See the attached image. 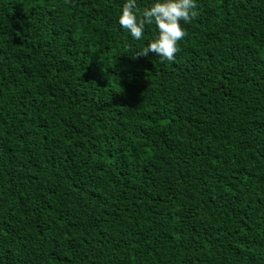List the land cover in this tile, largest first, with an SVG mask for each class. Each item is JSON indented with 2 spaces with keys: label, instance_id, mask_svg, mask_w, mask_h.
<instances>
[{
  "label": "trees",
  "instance_id": "obj_1",
  "mask_svg": "<svg viewBox=\"0 0 264 264\" xmlns=\"http://www.w3.org/2000/svg\"><path fill=\"white\" fill-rule=\"evenodd\" d=\"M124 2L0 0V264H264V0Z\"/></svg>",
  "mask_w": 264,
  "mask_h": 264
},
{
  "label": "clouds",
  "instance_id": "obj_2",
  "mask_svg": "<svg viewBox=\"0 0 264 264\" xmlns=\"http://www.w3.org/2000/svg\"><path fill=\"white\" fill-rule=\"evenodd\" d=\"M195 15L196 0H152L143 9L138 8L137 0H125L117 24L138 42L145 38L148 27H153L155 34L138 54L148 56L154 53L164 63L175 60L178 44L187 35L184 25L189 24Z\"/></svg>",
  "mask_w": 264,
  "mask_h": 264
}]
</instances>
